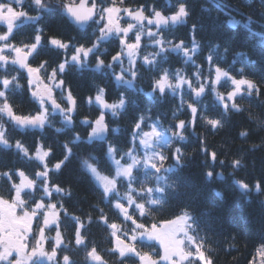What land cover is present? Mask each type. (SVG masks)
<instances>
[{
	"label": "clouds",
	"instance_id": "obj_1",
	"mask_svg": "<svg viewBox=\"0 0 264 264\" xmlns=\"http://www.w3.org/2000/svg\"><path fill=\"white\" fill-rule=\"evenodd\" d=\"M106 2L107 0H105ZM120 2L124 4V0H120ZM207 2H212V0H207ZM63 3L64 0H41L40 6H36L31 2L35 15L38 17L34 22L36 25L34 34L39 33L44 37L35 52L34 62L44 64L46 68L51 69L57 67L66 56H70L80 45L93 49L94 55L87 67L81 68L69 61V67L64 74L65 87L70 86L72 94L77 99L76 108L73 111L71 105L65 102L63 94L58 93L56 101L57 104L63 106L64 111L61 112L60 108L49 106L46 124L43 127L35 128H21L9 119L7 114L0 113V133L5 136L4 141L0 142V149H15L19 153L20 159L31 163L32 168H35L38 167V164L27 158V152L34 149L38 144H42L50 152L49 167H52L57 160L63 162L61 168L53 167L51 175V179L61 186L63 206L65 201L74 200L78 197L80 201L87 203L88 207L93 210L87 213L88 221L94 216L97 218L101 213L109 217L110 213L117 214L119 212L118 202L103 192L88 171L85 162L94 166L101 173L112 174L111 161L107 156V146L110 143L122 151H127L126 141L129 135H134L133 126L136 120L128 116L130 101L136 105L135 99L129 96V91L140 93L139 81H145L151 85V81L157 77L160 71L168 72L173 83L177 85L179 84L178 77L186 76L196 82L203 78L205 80L204 86L209 89L206 93L210 92L211 102L213 105H218L217 94L222 92L215 85L209 87L207 84L209 73L205 65L207 66L209 56L212 57L213 65L218 64L231 76H243L255 81L259 89H264V74H255L254 62L251 58L239 65L236 59H233L235 63L232 62L233 60L221 62L228 60V49H224L223 55H218L220 51L218 41L215 43L210 40L204 41L196 34L197 25H202L203 22L202 13L210 11L205 3H200L199 12L194 18V10L198 0H192L191 3L190 0H163L162 4H158L157 0H130L131 6L143 7L145 19L150 16L154 17L156 12L167 18V22L159 25L158 29L169 46V52L162 53L156 47L155 50H149L151 44H145L143 55L158 57V63L152 66L141 64L132 75L128 74L129 66L125 63L121 64L117 61L116 64H112V57L119 50L115 37L103 35L99 21L90 22L86 27L82 26L64 10ZM181 6L184 8V13L176 16ZM173 16H176V19H173ZM50 20H55L59 28L50 25L46 27ZM236 23L238 21L234 19L226 20V24L230 28ZM189 25L190 40L178 38L174 34L177 28ZM193 25H195L194 32ZM150 27V24L144 23L139 26V31L145 32ZM152 30L156 31L157 29ZM52 36L69 42L68 49L64 50L53 46L49 40ZM174 40L183 41V48L187 49V52L178 49ZM29 41L30 38L24 36L18 39V43H28ZM205 44L208 46L206 62L205 59L199 58ZM172 53H179L182 61L174 67L165 63L163 59ZM235 55L238 59L244 53L237 51ZM257 55L261 60H264V50H261ZM97 56L104 61L102 69L95 67ZM117 66L119 67L118 72L116 71ZM189 66H191L190 73ZM121 68L124 69L125 75L123 79L118 80L113 73L119 74ZM85 69L90 72L86 83L81 80ZM109 79L114 88L119 91L118 95H110ZM18 83L20 85L18 93L9 95V100L13 103L16 111L24 113L36 111L38 102L34 100L31 91L27 89L23 77L19 79ZM195 86L196 84L193 83V87ZM230 90L225 89L222 94H227ZM97 92H102L109 104H115L118 107L115 109L105 108L102 104H96L94 98ZM205 94L201 97H192L191 100L184 96L182 103L177 88L171 92V95L178 98V104L170 102L168 95H158L151 106L146 105L144 108L137 106L135 112L137 116L142 115L146 120L157 121L172 131L171 125L182 119L179 118L180 114L187 108V105L197 103L202 126L206 133L214 136L228 132L233 126V117H236L239 124L236 129L237 134L235 138L230 136L229 140L238 145L237 149L225 147L222 142L216 150H212L217 154L216 159L213 160L209 158L208 152L200 148L201 155L206 162L203 176L206 181L211 180L214 176L221 180L231 177V183L235 189L246 198L249 205H253L249 212L253 226L264 230V180L260 178L252 180L246 171H243L249 166V161L246 158L248 152L256 149L264 150V93L248 90L238 100L235 107L224 108L222 106L220 107L222 111L219 114L208 111L209 100L204 99ZM89 97L93 98V102L89 101ZM121 104L122 106H120ZM93 106H95L96 111L92 110ZM155 108H163V110L154 111ZM101 114L104 115V122L107 125L106 138L97 140L91 138L90 122ZM213 120L219 122L215 127L210 123ZM78 124L84 125L86 131L79 130ZM69 129H71V135H65ZM13 133H17V135H13ZM193 135L196 133L193 132ZM188 140L189 138L184 132L180 139L166 137L157 143L152 151L165 157L163 163H160L155 157L151 161L153 164H158V169L146 166L139 167L134 175L125 178L123 182L118 184L112 195L119 197L120 203L127 201L129 208L133 204L138 209L143 206V215H139L142 218H155L162 215L173 202L182 201V206L179 209L187 211L192 220L190 227L198 238L203 239L199 234V228L208 211L203 207L205 198L196 179L190 177L185 171L189 167L188 161L197 151V148L188 151L177 143V141L188 142ZM222 147L224 148L223 152H221ZM66 149L71 150L70 155L66 154ZM177 149L181 153L179 159L174 157V152ZM137 155L140 156L141 160L145 159L143 149H139ZM217 162L221 166L219 170L215 169ZM224 166L228 168L227 175ZM6 170L9 169H0V173H6ZM213 191L218 192L216 189ZM66 209L69 217L74 215L68 208ZM132 215H138V212L132 211Z\"/></svg>",
	"mask_w": 264,
	"mask_h": 264
},
{
	"label": "snow or ice",
	"instance_id": "obj_2",
	"mask_svg": "<svg viewBox=\"0 0 264 264\" xmlns=\"http://www.w3.org/2000/svg\"><path fill=\"white\" fill-rule=\"evenodd\" d=\"M31 2L36 6L41 4V0H31ZM13 4L17 7H13ZM23 4L24 0L0 2V23L6 24V29L0 31V70H2L0 72V113L7 114L9 119L21 128L43 127L48 119L49 106L60 108L61 112L64 111L63 106L57 104L58 93H62L65 102L71 105L73 111L75 110L77 99L72 94L71 87H65L64 74L69 67V61L81 68L87 67L94 52L92 48L80 45L57 67L51 69L46 68L44 64L34 62L35 52L44 37L36 33L28 43H17V39L14 38L17 29L22 25L34 23L38 19L36 15L25 10ZM18 8L19 10H17ZM63 8L82 26L86 27L90 22L99 21L102 34L115 37L119 50L112 57V64H116L117 61L123 64L125 56H127L129 75L136 72L137 60L140 61V65L152 66L158 63V57L141 55V50L145 46V37H147L148 43L158 48L160 52H169V46L158 29L159 25L167 22V18L159 12H156L154 17L150 16L145 19L143 7L125 6L120 0H107L106 3L105 0H64ZM183 13L184 8L181 6L176 16L183 15ZM176 16H173V19H176ZM17 21L20 23L18 24ZM144 23L150 24L151 27L147 31L141 32L139 26ZM152 29L157 30L153 31ZM194 31L195 25H193ZM49 40L56 48L67 50L69 47V42L58 37L52 36ZM174 44L181 51L187 52V49L183 48V41H176ZM167 58L165 56L163 59L166 61ZM103 65L104 61L97 56L95 67L102 69ZM13 67L16 74H5L9 68ZM207 71L209 87L215 85L218 88L222 82L231 85V90L227 94H217V99L224 108L235 107L238 100L248 90L264 93V89H259L255 81L243 76H231L218 64L213 65L211 56L207 58ZM113 74L118 80L123 79L124 69L121 68L119 74L115 72ZM21 77H23L27 89L31 91L34 100L38 102V108L34 112H17L9 100L10 94L18 93L20 89L18 81ZM178 80L179 84H174L168 72L160 71L157 77L151 81L149 95H168L169 89L173 91L178 88L180 100L183 103L185 88L193 97H201L209 90L204 86L203 78L196 82L195 87H193V80L186 76L178 77ZM89 101L93 102V98L89 97ZM94 102L104 105L105 108L115 109L118 107L115 104H109L102 92H97ZM187 109L190 118L177 120L171 125L172 131L157 121L146 120L142 115H138L133 126L134 135H129L126 141L127 151H122L110 143L107 146V156L111 161V175L101 173L94 166L85 162L88 171L103 192L118 202L119 212L117 215L134 225L128 237L121 238L118 234L121 228L120 224L115 221L110 222V217L102 213L96 218V221L110 229L111 236L115 238V247L110 251L115 252L121 259L132 256L136 258L137 264H213L211 257L205 251L203 239L193 234L192 227H190L192 220L186 210L182 209L179 214L171 218L146 225L137 218L139 215H143V206L138 209L133 204L129 208L127 201L120 203L119 197L112 195L118 184L125 178L134 175L139 167L158 169V164H153L151 161L155 157L160 163H163L165 157L152 151L157 143L166 137L182 138L186 127L195 129L200 109L197 103L187 105ZM104 121L105 117L101 114L90 122L91 138L99 140L106 138L107 125ZM210 123L215 127L219 122L213 120ZM4 139V134L0 133V142H3ZM139 149H143L144 160H141L137 155ZM204 150L207 152V149ZM66 154L70 155L71 150L66 149ZM180 155L181 153L177 149L174 152V157L179 159ZM208 155L213 160L217 156L215 151H211ZM49 156V150H46L42 144H38L32 151L27 152V158L38 164V167L32 168L31 175L26 172V167L9 169L6 170V173H0V181H6L8 184L9 197L0 195V262L39 264L42 258H47L54 264H60V261H57V249L64 244V237L60 230L61 217L62 215L69 216V213L63 206L62 199L53 202L54 197H62V193L61 186L51 179L52 170L53 167L61 168L63 162L57 160L52 167H49ZM25 197H29V200H25ZM132 211H137L138 215H132ZM71 219L75 225L74 243L87 247L86 237L82 235V230L87 231L83 220L75 215H71ZM93 222L94 220L91 218L88 220L89 224ZM53 226L56 231L53 238L55 243L49 251L46 250V243L49 239L46 231L52 230ZM138 240L155 241L161 251L142 252L137 247ZM147 246L151 248L153 245L149 243ZM14 252L16 253L15 257L12 256ZM256 254L260 257V264H264V243H260L256 248ZM87 256L99 264H106L95 247L87 252ZM62 264H74V261L65 254L62 256ZM249 264H257L255 256Z\"/></svg>",
	"mask_w": 264,
	"mask_h": 264
},
{
	"label": "trees",
	"instance_id": "obj_3",
	"mask_svg": "<svg viewBox=\"0 0 264 264\" xmlns=\"http://www.w3.org/2000/svg\"><path fill=\"white\" fill-rule=\"evenodd\" d=\"M7 0H0V2L6 3ZM192 0H190V3ZM158 4H162L163 0H157ZM200 3H205V6L210 9L209 12L202 13L203 22L202 25H197L196 34L200 36L204 41L210 40L211 42H219L220 51L218 55L224 54V49L227 48V61L230 62L233 59L237 60V64L246 62L249 58L252 59L254 72L257 75L264 74V60H261L257 53L264 50V0H198V3L194 10V18L199 12ZM124 5H130V0H124ZM23 8L30 14L35 15L33 6H31V0H25ZM250 18V19H249ZM234 19L238 23L233 27H228L226 20ZM18 24L20 21L17 22ZM59 28L56 25L55 20H50L47 26ZM35 24H24L21 28L17 29L14 34V38L18 39L22 36L31 38L34 34ZM6 25H0V31H4ZM190 25L181 26L177 28L174 34L178 38H185L190 40ZM174 42H176L174 40ZM145 44L148 43L147 37H145ZM149 50H155L154 46L149 45ZM115 51V49H113ZM208 46L205 44L201 53L200 59H205ZM242 51L243 56L237 59L236 52ZM144 54V48L141 50V55ZM181 57L179 53H172L168 55L165 63L176 66L181 63ZM235 63V60L232 61ZM125 65H128V59L124 60ZM140 66V61L137 60V67ZM205 67H207L205 65ZM116 71H119V67H116ZM2 72V70H0ZM191 72V66H189V73ZM8 75H14L15 69L9 68ZM90 72L85 69L84 76L81 78L82 82H87V77ZM196 84V81L193 80ZM140 93H133L129 91V96L133 97L136 101V105H133L130 101L128 107L129 118L135 120L137 118L136 110L144 108L146 105L151 106L155 100V94L149 95L151 91V85L145 81H139ZM110 95H118L119 91L114 88L109 79L108 81ZM225 89H231V85L222 82V85L218 87L220 92H225ZM171 89L168 90V96L170 102L178 104V98L171 95ZM184 96L192 99V95L187 88L184 90ZM204 99L209 100L208 111L219 114L222 109V104L213 105L211 102L210 92L205 94ZM111 102V101H110ZM167 106V105H165ZM93 111H96L93 106ZM163 108H155L154 111H162ZM182 119H189L190 113L187 108L180 114ZM75 119V117H74ZM233 126L228 132L221 133L220 136L206 133L205 128L202 126L200 120V114L197 116V123L195 129L186 127L185 134L188 136V142L177 141L181 144L185 150L191 151L193 148H197V151L193 154L192 158L188 161L189 167L185 170L186 173L196 179L200 185L205 202L203 207L207 209V214L204 216L201 226L199 228V234L203 237V243L205 251L211 257L213 264H249L252 258L256 255V248L260 243H264V230L254 227L249 212L253 205H249L246 198L235 189L231 183V177L221 180L214 176L211 180H205L203 176V170L206 167V162L201 155L200 148L210 153L212 150H216L218 145L222 142L225 147H230L233 150L237 149L238 145L231 143L229 137L235 138L236 129L239 124L237 118L233 117ZM77 128L81 131H86L84 125L78 124ZM193 132L196 135H193ZM17 135V133H13ZM31 135V134H29ZM65 135H71V129L68 130ZM207 136V138H206ZM255 138V136H253ZM26 139L28 137L26 136ZM97 140H99L97 138ZM33 149H30L32 151ZM224 148H221V152ZM249 161V166L246 171L250 179L254 180L260 178L264 180V150L256 149L249 151L246 157ZM17 167H26L25 170L31 175L33 165L27 163L19 158V153L15 149H0V169H15ZM221 166L217 162L215 169L219 170ZM225 174L227 175L228 168L224 166ZM213 189L218 190L214 192ZM8 184L6 181H0V195L8 197ZM62 197H54L53 202H56ZM25 200H29V197H25ZM103 206V205H102ZM182 201L173 202L167 209H165L162 215H158L155 218L152 217H137L141 223L150 225L153 222H157L161 219L171 218L174 215L179 214ZM64 207L68 208L75 216L81 217L85 224L87 231L82 230V235H85L87 240V247L84 245H76L74 243V222L69 216L61 217L60 230L64 237V244L57 249L58 256L57 261L62 264V256L69 255L74 264H99L97 261H93L87 256V252L95 247L99 255H101L106 264H137L136 258L129 256L121 259L115 252L110 251L115 247V238L111 236L110 229L106 225L96 221L94 216V222L89 224L87 221V213L93 211L88 207V204L80 201L77 197L74 200L65 201ZM98 216V213H96ZM258 215V214H257ZM110 222L115 221L121 225L119 235L121 238H127L128 234L134 228V225L130 221H125L121 216L116 213H110ZM259 218V217H258ZM35 230V228H34ZM237 234H235V233ZM196 235V233H193ZM48 240L46 243V250H51L54 245V237L56 235L55 226L52 230L46 231ZM151 243L153 246L150 248L147 245ZM137 247L140 251H154L160 252L159 245L155 242L149 241H137ZM2 262H0L1 264ZM39 264H54L53 261L41 260Z\"/></svg>",
	"mask_w": 264,
	"mask_h": 264
},
{
	"label": "rangeland",
	"instance_id": "obj_4",
	"mask_svg": "<svg viewBox=\"0 0 264 264\" xmlns=\"http://www.w3.org/2000/svg\"><path fill=\"white\" fill-rule=\"evenodd\" d=\"M25 1V0H24ZM8 2V0L6 1V3ZM13 7H17V5H15V4H13ZM17 10H19V8L17 9ZM18 22V21H17ZM0 25H6V24H4V23H0ZM19 211V210H18ZM129 235V234H128ZM30 243H31V241H30ZM161 250V249H160ZM12 256L13 257H15L16 256V253L14 252L13 254H12ZM255 257H256V262H257V264H260V257L256 254L255 255ZM41 260H47V258H42ZM47 261H49V260H47ZM1 264H6V262H2Z\"/></svg>",
	"mask_w": 264,
	"mask_h": 264
}]
</instances>
